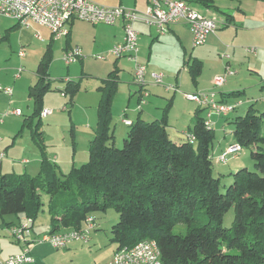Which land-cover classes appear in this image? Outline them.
Returning <instances> with one entry per match:
<instances>
[{
    "label": "trees",
    "instance_id": "obj_1",
    "mask_svg": "<svg viewBox=\"0 0 264 264\" xmlns=\"http://www.w3.org/2000/svg\"><path fill=\"white\" fill-rule=\"evenodd\" d=\"M183 1L219 12V0ZM50 60L48 48L37 65L35 85L28 91L33 104L30 122L41 120L43 95L50 86ZM184 65L194 81L201 64ZM117 80L114 68L98 89L101 98L87 161L61 175L42 151L35 176L0 175V218L23 216L33 223L44 206L42 192L50 197L51 234L82 229L87 217L113 209L118 220L111 227L110 242L116 249L152 240L162 264H264V111L250 105L244 116L230 121V144L252 149L253 170L240 168L230 174L231 183L220 191V177L213 176L215 132L204 125L205 118L198 113L201 107L183 141L170 138L164 111L162 118L149 122L137 115L127 126L121 148L115 146L110 124ZM76 91L77 85L70 81L62 94L72 102ZM37 131L31 130L36 136ZM228 210L233 211V220L225 228ZM178 225L184 226V232L175 234Z\"/></svg>",
    "mask_w": 264,
    "mask_h": 264
},
{
    "label": "rangeland",
    "instance_id": "obj_2",
    "mask_svg": "<svg viewBox=\"0 0 264 264\" xmlns=\"http://www.w3.org/2000/svg\"><path fill=\"white\" fill-rule=\"evenodd\" d=\"M124 8L131 9L127 7ZM9 24L14 23L13 21L0 18V36L5 33L4 30ZM108 27L112 26L99 24L93 27L87 22H79L77 33L78 37L83 41L84 47H78L81 51L82 59L78 60L75 64L69 66L65 65L63 61L64 53L62 52L63 46H61L63 40H61V42H56L52 46L51 60L47 68L50 86L49 91L45 93V105H48V109L52 110L53 113V116L49 120H39L40 122L38 123L37 118H32L31 122L30 119H28L24 125L23 122L29 118L33 112V104L32 101L27 98V91L20 96L21 98H19L18 101L15 100V95L9 98L0 91V107L6 106L11 111L18 108L22 111V116L19 119L17 118L20 124H18V126L16 124L17 128L14 127L15 132H18L15 137L14 152L19 155L20 158H25L30 161L31 164H29V166L33 164L32 160L34 155L38 154V156H40L42 151H44L47 156L55 154L59 156L61 160L71 157L75 161L80 162L82 158L88 157L89 141L92 139L96 123V111L93 109V115L91 117L83 107L89 106V100H92L94 97L99 98L98 94H96L97 92L100 93L98 87H102L103 80L113 69L112 64L116 60L109 54L111 47H103L101 43H99L98 38L96 37L95 39L96 34L93 29H108ZM38 31L44 36L48 34L47 31L42 28H38ZM102 43L105 42L102 41ZM7 44L8 43L5 42L0 45L1 73L4 75L11 74L12 77L13 73L16 75L18 73L17 70L22 68L23 72H21V76H24V79H29L30 82H35V71L38 61L45 51L46 44L33 39L29 45H13L11 51H9ZM20 51L24 53V58H18V52ZM102 55L106 57L105 61L95 59V57ZM119 63L120 66H118L121 69L118 72L117 81L119 82L112 99V120L110 124V129L113 132V141L117 148H121L123 139L128 130V127L123 125L122 119H130L134 122L137 118L136 112H138L137 107L139 104V100L136 99L134 93L138 90V87L133 83L131 77L132 72L130 73L133 64L127 61L121 62V60L118 61V64ZM184 67L187 70V66L184 65ZM182 77L183 80L178 74L176 75V79H174L173 75L170 77L172 82L171 85H176L177 90L170 91L165 97L162 102L161 111L157 115V119L153 117H141L148 122L159 120V118H162L163 112L166 111L168 133L173 140L178 138L181 139V134H185L184 136L186 137V134L192 127L196 118L195 112L197 105L184 98V94L189 93V90L186 88L192 85L191 76L188 73ZM65 78L70 79L71 82H75L77 85V91L72 96V102H69V96H66V98L60 96L66 87ZM4 79L7 80L8 76H4ZM167 80L168 78L165 76V80L163 81L164 85V82ZM0 88L4 89L5 87L0 85ZM172 97L173 99H171ZM10 101L14 104H10ZM143 101L144 104L141 108L144 112H147L148 108L152 110L153 105L148 106L146 104L149 102L148 98L143 99ZM257 101H261V99ZM169 103L171 106L167 109ZM253 106L258 112L264 111V106L262 107L260 103L256 104V101ZM204 111L205 110L200 109L198 112L199 115L203 116ZM125 115L126 117L124 118ZM12 119L6 117L4 122L9 123L13 121ZM223 126L224 130L219 133L216 128L213 129L217 132L216 138L230 140V132L233 130V125L230 121H224ZM35 128L38 130L37 134L39 135L37 136L33 135L31 132V130ZM0 129V137H3V127L0 126ZM251 152V148H244L242 152L238 154L239 156L230 158L225 165H220L216 162L213 163V176L216 178L220 177V191H224L225 187L231 183L230 174L236 172L240 168L253 170ZM84 163L80 162L75 168H79ZM69 171L70 170L62 173L60 169L59 173L66 175ZM40 199L44 206L37 215L35 229L47 233L49 230H52L49 228L50 222L48 215L50 197L41 192ZM93 218L96 228L90 232L89 241L87 242L76 240L70 242L67 248L63 250H56L46 243L40 245L36 244L37 246H34L35 248L33 249L32 256L35 258L37 264H98L106 262L110 253L115 249V245L110 242V230L111 227L116 224L118 216L113 209H109L105 212L94 213ZM232 220L233 211L228 210L223 218V227L229 228ZM183 232V225H178L174 228L175 234ZM16 248L17 244L8 236L7 231L1 224L0 218V249H2V253L7 254Z\"/></svg>",
    "mask_w": 264,
    "mask_h": 264
},
{
    "label": "crops",
    "instance_id": "obj_3",
    "mask_svg": "<svg viewBox=\"0 0 264 264\" xmlns=\"http://www.w3.org/2000/svg\"><path fill=\"white\" fill-rule=\"evenodd\" d=\"M90 1L105 7L121 6L135 9L140 12L144 11L151 2V0ZM217 6L219 12L211 10L206 11L202 8L193 7L204 16L214 19L217 24L215 33L209 35L205 43L199 47H192L190 31L185 23L169 25L168 32L161 36H158L154 29L147 27L141 22L134 24V29L138 33L137 60L141 64L145 65L147 70L146 90L148 92L147 98L149 102L146 104L148 106L153 105L152 110L148 108L147 112H144V110L141 108L140 111L136 112L140 118L145 116L146 118L153 117L157 119V115L161 111L162 102L164 101L165 97L170 91L177 90L176 85H171L172 82L170 77L173 75L174 79H176V75L178 74V76L183 80L182 76H185V74L189 73L188 68L186 70L183 64H186V62L191 63V61L199 62L201 64V70L194 81L191 79V87L186 88L189 90L190 94L210 91L212 89L213 77L219 75L223 76L226 68L232 72L231 75L227 76L226 82L220 88L215 89V92L217 93L216 98L222 103L238 105L232 113H229L225 116L212 115V130L216 128L218 133L222 132L224 130V121L229 122L235 117L244 116L250 105L253 106L255 101L256 104L260 103L262 104V107L264 106V2L246 0L230 2L219 0L217 1ZM7 20L13 21L14 24H9L4 30L5 33L0 36V45L5 42L8 43L7 45L9 51H11V47L13 45H29L33 39L46 44L43 55L48 48L51 49L56 42H61V40H63V44H61V46H63V53L74 48L75 46L84 47V43L81 38L78 37L77 33V26L80 22L79 20L70 21L67 25V35L56 41L52 39L51 32L47 28L31 22H28L27 25H22L15 20ZM91 25L94 27L99 24ZM38 28L46 30L48 34L46 36L42 35L38 31ZM123 28L124 27L121 21L116 22L112 27H108V29L94 28L93 30L96 34L95 39L97 37L99 43H101L103 47L112 48L122 43L124 36ZM102 41L105 43H102ZM249 48L255 49V52L253 54L247 52ZM18 58L22 57L18 56ZM119 60H121V62H130L125 58L116 59L115 62H113L112 67L113 69L116 68L118 72L121 69L119 68L120 63L118 64ZM17 72L19 71L17 70ZM131 72H133V67L131 68L130 73ZM151 73H162L164 76L163 81L165 80L166 76L168 80L164 82L165 85L163 83L162 85H154L150 77ZM4 76H8V79L5 80ZM132 76L133 74H131V77ZM34 79L36 82V71ZM35 82H30L29 79H24V76H21V72L17 73L16 75L13 73V76L11 77V74L4 75L0 71V85L4 86L5 88H11L12 90L11 95H7L3 92L2 93L9 98L12 96L14 97L15 95L16 101H18V99L21 98L20 96L25 94L26 91L27 98L31 100L28 96V91L31 86L35 85ZM67 82H70V79L65 78V83ZM134 93L136 99L138 100V90ZM96 94H98L99 98L94 97V101L93 99L89 100V106L83 107L91 117L93 115V109L96 111L97 105L101 98L100 93L97 92ZM45 96L46 94L43 95L42 99V109H48L49 107L48 105H45ZM60 96H62V98H66V96H64L62 93ZM171 99H173V97ZM259 99H261V101H257ZM12 103L13 102L10 101V104ZM198 109L200 108L197 105L196 110ZM14 110L19 109L15 108L12 111ZM201 110H203V108H201ZM12 111L6 106L0 107V126H2L4 130V132H2L3 137H0V154H3V157L0 158V175L26 173L27 175L35 176L39 172L40 166V158L38 154L34 155L32 160L33 164L29 166V164H31L30 161L25 158H20V156L14 152L15 137L18 133L15 132L14 127L17 128L18 124H20L18 119L22 116V112L20 116H15L12 114ZM205 115L206 111H204L203 116H200L205 118ZM52 116L53 113L47 118L41 120H49ZM6 117H10L11 119L13 118V121L5 123L4 119ZM26 120H28V118ZM127 120L131 121L130 119ZM213 131L215 132V130ZM231 133L232 131L230 132V140H226L224 138H216L217 132H215L216 141L212 151V156L216 157L227 147V145L233 142ZM184 135L185 134H181L182 138L175 139L174 141H183L185 137ZM47 157L50 159V161L57 165L58 170L61 169L62 173L70 170L72 167H76V165L80 164V162L84 163L88 159V157L82 158L80 162H77L71 157L61 160L59 156H56L55 154L52 156L48 155ZM27 222L28 219L23 216H9L5 219L1 218V224L4 229L11 225ZM36 223V220L31 223L32 238H37L43 234L50 233V230L47 233L36 230ZM15 244H17V248L8 252L7 254H3L2 249H0V264H3V262L8 257L15 254L18 255L22 252L24 245L16 242ZM34 246L35 245L30 244V257H32L34 260L33 264H37L35 258L32 256L33 249L35 248ZM115 249H113L112 253H114ZM112 253H110L108 260L111 259L113 255Z\"/></svg>",
    "mask_w": 264,
    "mask_h": 264
},
{
    "label": "built area",
    "instance_id": "obj_4",
    "mask_svg": "<svg viewBox=\"0 0 264 264\" xmlns=\"http://www.w3.org/2000/svg\"><path fill=\"white\" fill-rule=\"evenodd\" d=\"M0 17L15 20L22 25L28 22L47 28L53 40H60L68 33L67 25L72 20H79L90 24H103L113 26L121 21L123 24V41L121 44L112 47L109 51L115 59L125 58L133 64V83L138 87L139 104L137 111H140L144 104L143 99L148 97L147 70L145 65L137 60L138 33L134 29V24L141 22L154 29L158 36L168 32L169 25L185 23L190 31L192 47L203 45L209 35L215 33L217 29L216 21L208 18L185 3L183 0H151L146 9L142 12L134 9H126L121 6L105 7L90 0H0ZM247 52L253 54L255 49L249 48ZM19 57L24 56L20 51ZM82 59L81 51L74 47L64 53L63 61L65 65H71ZM96 60L104 61L105 56H97ZM18 73L22 69H18ZM232 72L226 68L225 73L215 76L212 79V89L207 92L184 94L187 101L194 102L198 107L206 111L204 125L212 128L211 116H225L232 113L238 104L229 105L217 100L215 89L220 88ZM151 80L154 85H162L164 76L162 73H151ZM0 91L11 95V88H0ZM264 99V98H263ZM20 110L12 111L15 116L21 115ZM52 114V110L43 109L39 115L40 119H45ZM124 126H129L131 121L122 119ZM192 140V138H190ZM242 147L238 144L228 145L219 155L215 157V162L225 165L230 158L239 156ZM3 154H0V158ZM31 221L11 225L5 230L8 236L16 243L23 244L24 248L18 255L8 257L3 264H33L30 257V244H49L56 250L66 249L70 242L81 240L89 241L90 232L96 228L95 220L87 217L82 229L66 230L56 233L43 234L37 238H32ZM111 259L98 264H162L160 251L156 242L152 240L140 241L130 247L115 249Z\"/></svg>",
    "mask_w": 264,
    "mask_h": 264
}]
</instances>
